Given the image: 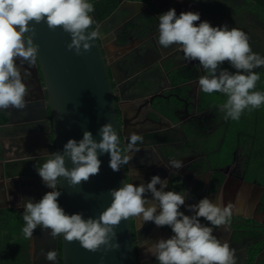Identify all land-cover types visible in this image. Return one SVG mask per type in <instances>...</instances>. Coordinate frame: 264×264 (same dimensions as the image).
<instances>
[{
	"label": "clouds",
	"instance_id": "9594fccd",
	"mask_svg": "<svg viewBox=\"0 0 264 264\" xmlns=\"http://www.w3.org/2000/svg\"><path fill=\"white\" fill-rule=\"evenodd\" d=\"M94 11L92 0H0V110L23 109L27 105L30 88L26 81L38 58V45L26 35L34 30L33 22L46 23L53 30L62 28L71 36L68 49L80 55L82 50L91 49L99 35L96 30L88 31L95 23L90 15ZM156 18L158 46L165 50L176 46V51L183 53L180 60L199 62V68L206 73L198 78L199 91L227 97L219 109L226 119L238 121L246 109L264 105V92L254 91L260 74L253 71L264 66V57L252 51L247 33L227 24L214 27L209 21H201L199 12L177 15L172 8ZM197 21L199 24H194ZM225 61L236 71L223 68ZM99 135L101 139L97 142L90 131H85L81 140L69 139L62 152L44 151L41 156L44 162L34 164L42 183L52 191L38 202L29 198L24 203L25 238L32 239L39 227L50 230L53 238L62 234L65 241H76L93 253L101 248L118 250L120 244L113 243L118 241L115 228L129 217H139L141 227L151 222L158 228L167 226L171 230V236L161 237L151 245L145 240V254L154 257L157 264H236L235 249L228 241L213 235L215 228L230 224L234 205L214 203L208 197L186 205V199L191 198L188 191H165L169 180L159 175H153L145 184L139 172H130V176L141 182L125 180L118 189H109L111 203L98 217L85 218L82 212L67 213L59 203L62 193L57 190V184L61 178L69 186L87 182L99 173L102 164L99 156L104 154L110 157L109 167L119 172L144 144V136L135 131L122 144L118 129L111 123L102 125ZM28 160L35 157L29 156ZM66 160L72 164L70 169ZM159 165L172 175H178L184 167L183 161L175 158ZM182 206L191 215H185ZM201 218L211 226L202 223ZM43 255L50 264H57L56 251Z\"/></svg>",
	"mask_w": 264,
	"mask_h": 264
},
{
	"label": "flooded vegetation",
	"instance_id": "af4514ba",
	"mask_svg": "<svg viewBox=\"0 0 264 264\" xmlns=\"http://www.w3.org/2000/svg\"><path fill=\"white\" fill-rule=\"evenodd\" d=\"M172 8L177 15L181 12H197L190 0H120L115 11L94 28L100 32L99 44L116 93L122 144L126 143V137L131 132L144 136L140 151L125 165L127 180L141 182L130 176V172H139L145 184L150 182L153 175L167 178L169 184L165 191H188L191 198L186 199V205L198 203L205 197L214 203L227 205L231 202L226 196L234 194L235 204L230 224L215 228L213 235L221 241H228L230 247L235 249L236 264H264V187L245 180L244 170H240V165L236 163V152L231 164L224 167L213 165L211 152L214 149L208 151L206 146L214 139L220 127L214 110H199L201 91L197 81L205 72L199 68L198 61L180 60L183 53H178L176 46L165 50L156 42V17ZM201 21L204 20L201 18ZM199 22L194 24L198 25ZM36 64L29 69L31 76L26 81L30 88L26 107L0 110V113L7 116V121L0 125V189L5 206L15 210L22 218L26 200L31 198L38 202L48 192L34 168L37 161L40 164L44 162L41 158L43 146L36 147V144L41 139L38 136L43 118L39 115L43 108L45 89ZM189 73H195V77L173 85L172 79L176 80ZM37 79L41 82L44 95L39 91ZM168 109L172 111V118L166 116ZM46 111L50 119L48 107ZM219 144L220 140L217 147ZM29 156L35 157V160H28ZM172 158L184 163L178 175H172L163 165H159L166 164ZM3 160L8 165V173H13L11 177H6L4 173ZM217 173L223 174L224 179L214 192ZM229 187L235 193L228 192L226 189ZM147 195L151 198L150 193ZM181 211L191 215L184 206ZM201 222L211 226L203 218ZM141 224L139 217H131L137 253L143 264H157L154 257L145 254V240L151 245L161 237L171 236V230L167 226L158 228L151 222L145 223L143 227ZM49 232L38 227L33 238L27 239L26 252H23V258L27 261L25 264H50L43 255L50 251L47 246ZM247 233L249 235L245 236ZM59 246L60 236L57 243L60 254Z\"/></svg>",
	"mask_w": 264,
	"mask_h": 264
},
{
	"label": "water",
	"instance_id": "95a60500",
	"mask_svg": "<svg viewBox=\"0 0 264 264\" xmlns=\"http://www.w3.org/2000/svg\"><path fill=\"white\" fill-rule=\"evenodd\" d=\"M33 28L26 35L32 39L34 45H38L36 65L39 66L45 89L43 108L39 115L43 118V126L40 124L41 133L38 136L41 139L36 147L42 145L48 153L53 152V149L62 152L63 145L69 139L79 141L85 131H90L93 139L99 142V129L106 123H111L120 135L116 93L99 44V35L92 42L89 51L82 50L80 55H76L68 49L71 36L62 28L49 29L43 22H33ZM91 30H94L92 26L88 31ZM40 83L38 80L39 91L44 95ZM47 107L50 110V119ZM99 159L102 161L99 173L90 177L87 182L69 186L68 181L61 178V182L57 184V190L62 193L59 198L60 205L67 213L82 212L85 218L98 217L111 203L109 189H118L127 180L125 165L119 172H114L109 167L108 154L99 156ZM3 162L6 177H11L13 173H8L6 160ZM66 167H72L70 161L66 160ZM49 191L52 189L48 188ZM115 231L118 241L114 240L113 243L120 244L118 250L105 251L101 248L93 253L83 249L76 241H65L62 234L59 235L60 254L57 250L59 236H50L47 246L48 249L56 251L57 264H143L133 238L131 217L122 221Z\"/></svg>",
	"mask_w": 264,
	"mask_h": 264
},
{
	"label": "trees",
	"instance_id": "16d2710c",
	"mask_svg": "<svg viewBox=\"0 0 264 264\" xmlns=\"http://www.w3.org/2000/svg\"><path fill=\"white\" fill-rule=\"evenodd\" d=\"M120 0H92L95 11L90 13L95 23L111 15ZM204 21H209L212 26L229 25V28H239L249 36V44L254 53L264 57V0H190ZM223 68L235 72L225 61ZM253 71L260 74L254 91L264 92V66ZM205 72V71H204ZM206 74V73H205ZM195 73H189L178 79H172L173 85L191 80ZM184 91V90H183ZM183 93V92H182ZM199 110L212 109L216 115L219 130L214 139L206 146L208 151L214 149L213 165L224 167L232 163L234 152L238 146L243 145L247 153L244 168V177L248 182H254L264 187V105L258 109L245 110L238 121L225 118L220 105L226 102L227 97L220 93L199 95ZM159 110V106L156 105ZM171 109V108H170ZM166 116L172 118V111L167 110ZM7 121V116L0 113V125ZM220 140L219 147L217 143ZM1 177V170H0ZM224 176L215 175L213 191L216 192ZM264 205V195L262 197ZM25 226L23 218L13 209L5 206V199L0 190V264H25L23 252H26L27 238L24 237L22 228ZM247 233L245 236H248ZM59 246V250H60ZM258 251V250H257ZM251 264V263H250Z\"/></svg>",
	"mask_w": 264,
	"mask_h": 264
},
{
	"label": "rangeland",
	"instance_id": "374dc122",
	"mask_svg": "<svg viewBox=\"0 0 264 264\" xmlns=\"http://www.w3.org/2000/svg\"><path fill=\"white\" fill-rule=\"evenodd\" d=\"M263 37H264V35H263ZM262 41L264 43V38H262ZM235 159H236V163H238L240 165V170H244L245 161L247 160V153H246L245 147H243V145L238 146V148L236 150V158ZM233 177H237V176H233ZM250 189L248 190V193H249ZM226 190L228 192H231V193L234 192V190H232L230 187Z\"/></svg>",
	"mask_w": 264,
	"mask_h": 264
},
{
	"label": "crops",
	"instance_id": "0c3cea01",
	"mask_svg": "<svg viewBox=\"0 0 264 264\" xmlns=\"http://www.w3.org/2000/svg\"><path fill=\"white\" fill-rule=\"evenodd\" d=\"M1 131V130H0ZM1 190V189H0ZM234 193H235V191H234ZM247 195V194H246ZM230 196V197H229ZM229 196H226V198H227V200L229 201V202H231V204H235L233 201H234V194H232V195H229ZM248 199H246V206L248 207ZM242 203H243V201H242ZM240 204L241 206H243V204Z\"/></svg>",
	"mask_w": 264,
	"mask_h": 264
}]
</instances>
